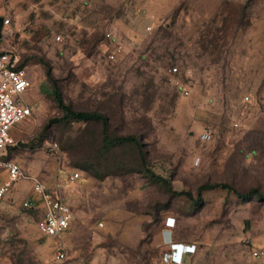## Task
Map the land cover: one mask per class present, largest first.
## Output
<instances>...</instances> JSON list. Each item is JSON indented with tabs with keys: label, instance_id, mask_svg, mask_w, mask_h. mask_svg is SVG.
<instances>
[{
	"label": "rangeland",
	"instance_id": "rangeland-1",
	"mask_svg": "<svg viewBox=\"0 0 264 264\" xmlns=\"http://www.w3.org/2000/svg\"><path fill=\"white\" fill-rule=\"evenodd\" d=\"M4 15L12 35L3 32L0 49H15L27 66L32 114L6 151L25 177L0 200V264H161L171 239L197 247L185 264H264V254L250 255L264 253V202L215 189L195 206L137 173L84 172L108 174L136 156L105 149L100 123L50 122L62 114L44 66L73 109L106 115L111 135L140 136L149 167L172 190L195 197L202 184L225 183L264 193V0H0ZM72 173L80 177L67 184ZM32 178L57 188L73 212L60 238L37 230Z\"/></svg>",
	"mask_w": 264,
	"mask_h": 264
},
{
	"label": "built area",
	"instance_id": "built-area-1",
	"mask_svg": "<svg viewBox=\"0 0 264 264\" xmlns=\"http://www.w3.org/2000/svg\"><path fill=\"white\" fill-rule=\"evenodd\" d=\"M10 19L3 16V32L8 36L12 35ZM110 40L114 39L110 34H106ZM56 42H62L61 35L55 36ZM117 51L121 49L117 45ZM1 46V43H0ZM115 53L109 55L110 60H114ZM21 57L15 49H0V168L6 171V178L0 184V200L10 191L11 187L25 177L20 166L12 160H6V151L9 147L16 146V142L11 137L14 127L24 122L32 114V109L25 101V93L32 87V80L28 75L27 68L21 67ZM171 75L179 74L177 67L169 69ZM183 96H188V90L178 85ZM248 100V98H246ZM200 139L204 142L210 140L209 133H203ZM78 173L68 175L67 184H73L79 179ZM33 192L40 196L43 215L37 223L38 232L45 238L61 237L69 229L73 220V212L60 195L56 188L49 192L44 185L36 178H32ZM25 208L32 209V202L28 200L24 204ZM167 251L163 254L161 264H180L182 257L196 253V246L193 244H183L167 240L165 243ZM263 251L252 250V258H259ZM55 259L58 263L67 261V255L63 244L59 241L56 246Z\"/></svg>",
	"mask_w": 264,
	"mask_h": 264
},
{
	"label": "trees",
	"instance_id": "trees-1",
	"mask_svg": "<svg viewBox=\"0 0 264 264\" xmlns=\"http://www.w3.org/2000/svg\"><path fill=\"white\" fill-rule=\"evenodd\" d=\"M3 17V16H2ZM45 66V77L46 81L50 86V96L52 97L56 107L61 112L62 116L58 119H53L52 123H89L97 122L101 124L102 136H103V146L105 149L111 150L121 147H131L136 156V165L124 162L114 163V169L111 173L101 174L94 166L82 165V170L94 177L102 180L104 177L109 175H123L130 173L140 174L150 185H157L165 188L166 191L172 196H185L190 200L195 206L202 204V194L207 191H212L215 189L226 190L227 192H233L234 195L241 202H249L253 199H257L264 202V193H261L257 189H251L246 193L238 192L233 186L225 183H205L197 187L196 196L193 197L190 192H176L172 190L169 180L161 177L160 175L154 173L149 167L148 158L149 153L146 150L145 144L140 136L136 134L127 135H111L109 131V119L106 115L96 112V111H78L72 108V106L65 102L62 92L53 77L51 68L48 63H44ZM21 67L27 68L21 62ZM10 160V159H6ZM178 243V242H177Z\"/></svg>",
	"mask_w": 264,
	"mask_h": 264
},
{
	"label": "crops",
	"instance_id": "crops-1",
	"mask_svg": "<svg viewBox=\"0 0 264 264\" xmlns=\"http://www.w3.org/2000/svg\"><path fill=\"white\" fill-rule=\"evenodd\" d=\"M15 128V127H14ZM187 244V243H183ZM194 245V244H193ZM197 255V247H196V253L193 255H186L182 257L181 263L180 264H185L186 262L190 261L191 259H194ZM194 257V258H193Z\"/></svg>",
	"mask_w": 264,
	"mask_h": 264
},
{
	"label": "water",
	"instance_id": "water-1",
	"mask_svg": "<svg viewBox=\"0 0 264 264\" xmlns=\"http://www.w3.org/2000/svg\"><path fill=\"white\" fill-rule=\"evenodd\" d=\"M2 36H3V17L0 16V43L2 40Z\"/></svg>",
	"mask_w": 264,
	"mask_h": 264
}]
</instances>
